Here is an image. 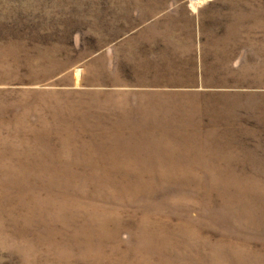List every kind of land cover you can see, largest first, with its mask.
<instances>
[{"label": "rangeland", "instance_id": "374dc122", "mask_svg": "<svg viewBox=\"0 0 264 264\" xmlns=\"http://www.w3.org/2000/svg\"><path fill=\"white\" fill-rule=\"evenodd\" d=\"M0 264H264V0H0Z\"/></svg>", "mask_w": 264, "mask_h": 264}]
</instances>
